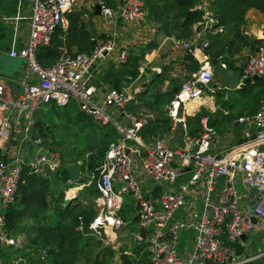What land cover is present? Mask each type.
<instances>
[{
  "label": "built area",
  "instance_id": "built-area-1",
  "mask_svg": "<svg viewBox=\"0 0 264 264\" xmlns=\"http://www.w3.org/2000/svg\"><path fill=\"white\" fill-rule=\"evenodd\" d=\"M28 1L27 41L9 52L12 59L24 63L18 93L12 95L0 82V250L20 247V239L6 230L5 212L25 183L24 168L28 167L30 174L45 176L62 167L61 154L46 150L33 134L37 115L52 104L66 108L74 103L95 126H109L118 136L109 145L97 176L91 177L98 197L86 236L112 244L132 223L121 216L124 197H128L135 211L131 244L133 248L144 247L150 264H243V255L236 249L243 250L251 234L264 232V24L254 38L256 43L238 84L253 77L262 80V101L254 113L233 121V127H242L239 141L216 152L211 109L200 100L229 89L220 83L211 87L215 67L207 54L210 43L201 39L202 34L196 33L190 41L173 40L198 69L180 85L166 107L168 130L145 142L141 133L146 121L127 109L138 89L129 94L127 87L109 88L100 95L92 86L97 67L107 61L124 64L129 50L116 53L115 35L107 33L92 39L90 51L68 54L62 50L57 61L44 67L38 60L39 49L50 45L57 28H66L67 14L78 10L85 0ZM93 1L107 26L118 21L144 23L148 16L145 0H121L116 9L107 0ZM214 1L196 0L194 11L214 21L210 13ZM220 68L226 71L225 64L220 63ZM191 102L199 104L196 114L205 111L197 134L190 133L187 125ZM25 145L35 151L29 163L23 152ZM91 182L84 185L73 180L71 184L82 189ZM181 234L190 248L186 244L179 252ZM41 253L43 260L44 251ZM20 263L29 264L25 259L14 262ZM0 264H4L1 252Z\"/></svg>",
  "mask_w": 264,
  "mask_h": 264
},
{
  "label": "trees",
  "instance_id": "trees-1",
  "mask_svg": "<svg viewBox=\"0 0 264 264\" xmlns=\"http://www.w3.org/2000/svg\"><path fill=\"white\" fill-rule=\"evenodd\" d=\"M222 8L220 9L218 16V21L220 27L225 31L232 33L230 43L227 42L223 47L228 48L229 46L237 45L238 43L242 45H249V41L240 36V25L243 22V14L249 10L264 11V0H222ZM174 3V1L172 2ZM175 8L179 11H183L181 18L183 23L180 26L181 29L186 30L184 37L187 38L191 36V26L196 24H201V13L196 11H190L194 6V0H178L175 3ZM69 20V28L64 32L60 27L57 28L53 34L51 43L47 47H41L38 51V60L42 66L47 67L52 65L57 61L60 56V48L66 47L70 49L72 46L77 47V52H88L93 47L92 39L94 36H89L87 32L84 31V26L79 15L67 14ZM201 28L197 27L196 31L200 32ZM207 33L206 31L202 34ZM218 37V36H217ZM216 37H214L215 39ZM213 39V40H214ZM254 41V40H253ZM256 43V41H254ZM219 43H216L218 45ZM213 45V46H216ZM254 47V45H253ZM147 48L145 50H149ZM224 50V49H222ZM222 50H218L212 53L211 47L207 50L211 53V64L216 68H220V62L218 57ZM70 52V50H68ZM144 52V50H136L135 52H130L127 61L120 66L116 73H110L107 81L110 82L112 88L121 90L123 83H128V79H134L139 72V62L142 57H138V53ZM188 57H190L188 55ZM191 58V57H190ZM191 58V62H192ZM194 61V60H193ZM223 61V60H221ZM192 71L198 69V64L196 62L191 63ZM226 68H228L226 66ZM158 77V76H157ZM156 77V78H157ZM112 78L113 81H112ZM153 79L157 80V79ZM255 84L262 88L263 81L257 79ZM169 95V94H168ZM165 95H157L161 99H168V103L172 100V97H167ZM205 114V111H201L194 117L187 118V125L190 129V133L197 134L200 130L198 127V122L201 116ZM69 115L66 108H59L55 105H50L43 112H40L36 117V123L34 126L35 137L45 141L51 136L53 128L58 126L57 119H61ZM239 116H235V120ZM57 118V119H56ZM85 119L86 122L91 126L90 137L91 140L90 150L91 156L89 158L90 167L87 168H75L71 164H66L65 160L62 158L61 169L54 174L48 173L45 176H40L37 174H29V168L25 167L23 170L22 178L25 183L19 187L14 204L9 207L6 212L7 225L6 230L12 237H20L21 234L34 233L36 238L31 240L32 245L27 247V252H20V259H25L29 264H76L77 259L83 255V250L91 246L98 247L101 245L99 240H95L91 237L86 236L87 226L90 221L94 218L95 214L92 209L83 203H91L93 199L98 197V192L96 190L95 184L81 193V199L74 200L70 203L65 204V190H67L70 185L67 184L69 180H74L79 174L85 171H94L101 161L112 142L117 140V134L109 126L98 127L95 126L91 119L84 114L78 112L74 116L76 122H81V119ZM231 119V118H230ZM146 133L143 134L142 139L145 142ZM92 142V143H91ZM95 172V171H94ZM97 176V172H95ZM82 203V204H81ZM78 217H81L84 222V237L82 233L76 231V227L79 224ZM123 217V215H122ZM124 218V217H123ZM26 241V239H24ZM241 248L237 249L238 254H241ZM33 252V256L30 254ZM42 251H44L43 260L40 259L42 256ZM109 251V249H107ZM135 261L138 257H146V260L139 264H150L148 254L144 251L143 246H137L133 248ZM143 252V253H142ZM136 261L135 263H137ZM22 264V263H20ZM125 264H129L126 262ZM138 264V263H137ZM246 264H264V259L262 261H255Z\"/></svg>",
  "mask_w": 264,
  "mask_h": 264
},
{
  "label": "crops",
  "instance_id": "crops-1",
  "mask_svg": "<svg viewBox=\"0 0 264 264\" xmlns=\"http://www.w3.org/2000/svg\"><path fill=\"white\" fill-rule=\"evenodd\" d=\"M173 1L175 3L178 0H145V7L148 11V16L144 23L139 24H127L118 21L112 26L105 25L100 16V12H96L97 5L93 0L83 1L78 10L69 13V15L76 14L80 16L84 31L87 32L89 36H104L107 33L115 35L116 53H119L120 50L123 49H128L129 53H133L137 49L144 50V52H139L137 54L138 57H142V60L139 62L138 75L134 79H128V83H123V87H127V92L129 94H131L133 90L138 89L139 92L137 95L132 96V101H164V99L157 96L160 94H169L167 97L173 98L175 95L174 91L175 89H179L181 85L180 83L186 79V77L195 72L192 71L191 67V63L195 61L192 60L191 62V58L188 57L187 52L177 46L173 40L190 41L196 34L195 32L197 31H195V29L199 24L192 25L190 28V33L192 35L185 38L184 33H186V30L180 28L183 23V19L181 18L183 11H179L175 8V4L172 3ZM107 2L111 8L116 9L120 5L121 0H107ZM194 7L195 5L190 11H194ZM30 15L31 3L28 0H0V82L5 84L12 95H16L19 91V82L24 73V63L21 60L12 59L9 56V52L15 49H20L25 45L27 41ZM66 19L67 26L65 29H62L64 32L69 28V20L67 16ZM216 27L219 30V33L217 34L218 37L216 36L214 40L209 42V48L211 47L212 53L224 49L218 56L220 57L218 61L225 64L228 68H226V71L221 68H215L214 80L211 87L216 83H220L226 87L225 73L229 71L240 74L254 47L247 48V46L240 43L237 45L234 44L232 46L233 48H231V46L228 48L223 47L224 44L229 42V39H227V35H225V31L222 27ZM259 29L257 30L256 35H259ZM216 43L219 44L216 45ZM147 48L150 49L145 50ZM59 50L60 52L63 50L67 53L69 52L68 50H70L71 54L77 53L76 46H72L70 49L61 47ZM207 54L211 58V53L207 52ZM120 66L121 65H117L113 61H107L103 63L100 68L97 67L92 79V86L98 94L103 95L107 89L112 88L110 82L105 78H107L110 73H116ZM155 78L157 80L153 81ZM113 79L114 78H112V81ZM255 81L242 84L235 90H224L215 94L209 93L200 100L206 101L210 106L212 125L214 122H217V120L218 123L226 122L228 124V121L231 118L230 111L224 108L223 104L219 105V102L216 101H259V103L254 102L249 106H243L245 112L238 114L236 112L235 115H233V118L237 115L242 116L252 114L259 108L260 101H262L263 97V87H258L255 84ZM130 104L131 103H129L128 106H130ZM198 105L197 102H191L188 104L187 117H194L197 113L196 107ZM166 107H164L165 110ZM128 111L134 116H138L131 111L130 107ZM233 121L234 119H232L230 123H233ZM156 124L159 127H162V124H164L169 128L170 123L166 116L165 121L159 120L156 121ZM168 128H164L165 132ZM150 131L151 127H145L142 130L141 136L143 137V134L146 132L149 134ZM155 131L156 129L154 128L153 135L156 134ZM148 134H146L144 138L145 140L148 139ZM230 136L232 135L230 134ZM238 141V138H233V141L228 147ZM24 148L29 147L25 145L23 146V149ZM30 151L31 153L28 151L27 155H33L35 153L32 147H30ZM83 180L84 179L78 180V182L85 185L86 183ZM71 181L73 180L67 182L70 187L65 190V204L77 199H81V202H83L81 193L85 188H88V186L78 189L76 184H71ZM126 205L132 207L130 203H127ZM134 214L131 217L132 220H130L132 221V225L128 226L130 231L134 227ZM18 238L20 239V247L17 248V253L22 251L26 252V249L22 247L25 242L24 237ZM18 259H20V257L16 258L12 264Z\"/></svg>",
  "mask_w": 264,
  "mask_h": 264
},
{
  "label": "rangeland",
  "instance_id": "rangeland-1",
  "mask_svg": "<svg viewBox=\"0 0 264 264\" xmlns=\"http://www.w3.org/2000/svg\"><path fill=\"white\" fill-rule=\"evenodd\" d=\"M222 0H215L213 2V7L210 10V13L212 14V19L214 21H211V19H203V15L200 14L202 20L201 24H199L198 27L201 28L200 33L207 32L201 35V39L206 40L208 42H211L214 37L217 36L219 33V30L216 26L220 25L218 19V16H220V9L222 8ZM196 4V0H194V5ZM264 24V11H257V10H249L246 13L243 14V22L240 25V36L247 41H249V45H247V48H253V45H255V36L257 30L261 27V25ZM220 27V26H218ZM217 28V29H214ZM229 28L225 29V35H227V39H229V43L231 41L232 33L228 31ZM196 31V29H195ZM194 34V33H193ZM204 36V37H203ZM226 37V36H225ZM254 40V41H253ZM233 48V47H231ZM188 77L184 79L180 84L186 82ZM155 95V94H154ZM168 100V99H167ZM164 99V101H131L130 106L127 107L129 110V107L131 108V111L138 115L139 117H142L146 121V127H151V131L148 134V141H151L152 139L161 136L164 132V128H168L164 124H162V127L157 126L156 121L159 120H166V114H165V108L168 104V101ZM219 102V105L223 104V107L226 108L231 113V119H229L228 124L226 122L218 123V118L215 119L217 122H214L212 127L217 132L216 137V144L214 145L215 151L220 152L225 147H228L230 143L233 141V138H240L242 133V127H233V124L230 123L233 119V115L235 113H243L245 112L244 107L250 104H253L254 102L259 103V101H216ZM244 106V107H243ZM67 110L69 112V115H66L65 117H62L61 119H57L58 126L53 128L51 132V136L47 138L45 141L42 139V145L45 146L46 150L50 151H56L61 154V157L66 161V164H71L73 167L77 168H87L90 167L89 158L91 156H94V154H91L90 150V142L93 138L88 139L87 137H90L91 134V126H89V123L85 121V119H81V122H76L74 119V116L77 115L79 112L76 105L74 103L70 104V106L67 107ZM154 128L156 129L154 134ZM153 129V130H152ZM232 136H230V134ZM152 135V136H151ZM156 135V136H155ZM178 139V138H176ZM92 143V142H91ZM176 143V142H175ZM174 143V144H175ZM28 147V146H27ZM25 151V152H24ZM30 152L29 148H24L23 152L26 155V161L32 162L35 155L29 154L27 155V152ZM99 165L100 164H95ZM94 170L98 173L97 168ZM94 171H85L84 173L79 174L74 180H81L88 184L89 180L92 181V184H89L88 187L93 186L94 180H91V177H96ZM96 199V198H95ZM91 203H83L84 205L88 206L89 209H92L95 214V207H94V200ZM81 202V200H80ZM127 203L131 204V201L128 197H124V206L121 212V216L126 220H132L131 217L135 213L134 209L132 207H129L126 205ZM82 204V203H81ZM79 224L76 227V231L79 233H82L84 237V229L85 225L83 222V219L81 217H78ZM91 222V221H90ZM132 223L130 224V226ZM130 229L128 227L124 228L120 235L117 237L115 241H113L112 244L106 245L104 242L105 240L98 241L101 243L98 247L91 246L89 248H86L83 250V255H81L77 259L76 264H125L128 262L129 264H139L141 262L144 263L143 260H146V257L140 256L137 258L135 263V257L136 254H134V251L130 249L133 248L131 244V240L129 237ZM28 237L25 234H21L20 237H24L26 241L23 243L22 247L24 249H27V247H30L32 245L31 240L36 238V234L34 233H28ZM86 237V235H85ZM179 247L178 251L180 252L183 247L187 244L190 248V243L184 237L183 234H181L178 237ZM109 249V251H107ZM130 249V250H129ZM239 249V248H237ZM236 249V253L237 252ZM2 260L4 264H12V262L20 257V253H17V248H7L3 247L0 250ZM143 253V252H142ZM241 254L243 255V258L241 260L245 261L243 264L246 263H252L255 261H262L264 259V232L261 234H251V236H248L246 247L241 250Z\"/></svg>",
  "mask_w": 264,
  "mask_h": 264
},
{
  "label": "water",
  "instance_id": "water-1",
  "mask_svg": "<svg viewBox=\"0 0 264 264\" xmlns=\"http://www.w3.org/2000/svg\"><path fill=\"white\" fill-rule=\"evenodd\" d=\"M96 12L99 13L100 12V8L99 6H96ZM239 79H240V75L234 72H226L225 73V83H226V87L229 90H235L238 88V84H239ZM257 80V77H253L251 79H246L243 81L242 84H246L249 83L250 81H255ZM178 91V89H175L174 94H176ZM34 134V133H33ZM143 234V233H142ZM241 239H244V237H242Z\"/></svg>",
  "mask_w": 264,
  "mask_h": 264
}]
</instances>
